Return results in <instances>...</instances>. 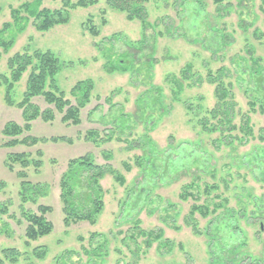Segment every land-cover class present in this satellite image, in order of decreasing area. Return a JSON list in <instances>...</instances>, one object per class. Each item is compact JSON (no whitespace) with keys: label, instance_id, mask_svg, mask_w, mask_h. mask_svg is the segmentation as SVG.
<instances>
[{"label":"rangeland","instance_id":"rangeland-1","mask_svg":"<svg viewBox=\"0 0 264 264\" xmlns=\"http://www.w3.org/2000/svg\"><path fill=\"white\" fill-rule=\"evenodd\" d=\"M25 1L0 0V28ZM42 7L60 8L62 1L43 0ZM147 9L152 26L146 36L153 51L139 53L137 72L106 69L107 55L126 64L119 56L130 48L141 50L144 38L141 21L127 19L106 0L71 10L68 23L48 31L36 30L30 21L2 54L0 75L8 74V59L16 53L51 50L60 59L56 79L67 96L72 99L71 88L89 79L94 97L82 112L81 125H66L57 113L54 122L39 120L30 132L67 140L6 148L3 126L23 120L21 109L5 101L6 86L0 87V257L5 258L4 249L16 248L20 256L15 264H57L63 259L66 264H94L92 250L103 243L105 255L95 264H264V5L261 0H150ZM90 18L99 27L98 36L83 29ZM149 52L156 61L150 68L143 64ZM185 69L190 79L183 78ZM28 73L15 85L16 102L23 98ZM218 83L233 95L232 132L205 131L198 122L218 106ZM112 93L111 111L104 99ZM142 99L148 103L143 109ZM34 101L42 109L49 106L42 97ZM97 104L101 108L92 111ZM119 109L127 113L116 117L125 121L124 128H116L111 140L82 139L89 129L109 135L111 116ZM208 117L210 127L219 125ZM246 117L250 136L242 130ZM145 137L158 150L152 162L145 157H151ZM39 149L44 163L40 171L28 169L33 188L23 189L30 199L23 201L20 179L4 160L10 152L35 154ZM84 154L105 169L110 166L123 181L107 170L100 180L105 206L97 223L66 226L60 180L69 160ZM81 184L89 192L85 178ZM39 204L52 207L46 217L54 230L27 245L24 210L37 212ZM196 206L207 214L192 212ZM140 230L161 232L162 240L171 241V250L160 249L158 241L147 247L148 237ZM38 246L47 251L42 259L34 250ZM5 264L12 263L5 258Z\"/></svg>","mask_w":264,"mask_h":264},{"label":"trees","instance_id":"trees-1","mask_svg":"<svg viewBox=\"0 0 264 264\" xmlns=\"http://www.w3.org/2000/svg\"><path fill=\"white\" fill-rule=\"evenodd\" d=\"M62 7L56 9H50L42 7L43 0H27L23 2L19 7L13 8L11 15L12 20L3 23L0 28V59L4 52H7L13 45L18 33L23 32L30 21H33V26L36 30L40 32L48 31L52 27L60 24H66L70 18L71 10L78 7H89L98 3V0H61ZM224 0H215L217 4H221ZM264 5V0H261ZM150 0H106L109 8L124 12L127 19L134 20L138 19L141 21L143 26L144 38L141 39L143 47L141 50L130 48L129 51L122 53L119 57L121 59H127L128 63L122 64L120 60H112L111 54L107 55L108 61L106 63V69L109 72L115 71H126L133 70L137 72L135 65L141 61H137L139 53L149 48L153 51L150 42L147 39L146 31L150 28L151 23L148 21V9L147 4ZM89 21V22H88ZM87 22L83 23V29L88 31L93 36H98L100 34L99 27L93 23V18L88 19ZM104 22V20H103ZM149 42V44H147ZM111 51V50H110ZM109 51V52H110ZM153 52L146 54L147 60L143 62L149 68L156 61L154 60ZM117 55V54H115ZM142 55V54H141ZM140 60V59H139ZM147 62H149L147 64ZM112 66H109V65ZM61 68V62L59 57L51 50H40L35 49L33 51L26 50L22 53H16L8 59V74L0 75V87L2 85L6 86L5 101L8 105H16L22 110L23 124L16 121H8L2 129V134L6 138L3 146L6 148H15L20 145L27 147L36 146L41 142L46 141H59L67 140L66 137H36L30 132L33 127V121L42 120L46 123L54 122L57 117V113L62 115L61 120L66 125L79 126L82 124V112L83 110L91 104L94 94V85L92 80H82L77 82L70 90L72 99L67 96V92L62 90L58 83L56 76ZM28 73L26 89L23 94L21 101L16 102L14 99V88L15 85L22 79L24 73ZM189 70H183V78L190 79ZM211 83L215 82L216 78L210 75ZM218 81L222 82L223 73L219 70ZM182 88V85H181ZM114 93L105 97V102L110 105L112 111L115 104L112 102V97ZM148 93L144 97H147ZM42 97L44 101L49 105L48 107L42 109L34 100L36 98ZM97 98L100 96L96 95ZM216 97L218 99V106L207 112V115L202 119H198V122L203 127L205 131H230L236 129L235 125H232L234 118V106L233 95L228 88H226L222 83H218L216 87ZM146 99H142L139 103L142 109L148 106L145 103ZM101 108L100 104L93 107L92 111L99 110ZM193 105H188V112H193ZM114 110V109H113ZM90 111L88 113L91 118ZM120 113L111 116L113 126L111 128V133L109 135H100V132L95 129H89L83 138L87 141H109L112 139V134H114L116 128H124L125 121H117L116 117L127 116V113L119 109ZM110 112V111H109ZM192 114V113H191ZM209 116L218 120L216 127H210L211 122H209ZM129 116V115H128ZM242 130L245 136L252 135V128L250 125V118L246 117L243 119ZM123 131V129H122ZM227 135L226 138H230ZM144 143L150 147L151 157L145 156L149 162L153 161L156 156L157 148L153 140L150 137H145ZM68 141H70L68 139ZM138 142V141H137ZM219 143V141H216ZM147 149H145L146 152ZM147 155V154H146ZM43 151L37 150L35 154L28 151L22 152H10L6 155L4 160V165L11 171L15 172L17 177L20 179V186L22 188L23 201H29L27 194H24V190H29L33 188V184L28 180V169L34 167L36 171H40L44 161H43ZM19 165V169L16 167ZM154 166L152 165L151 168ZM114 172L115 178L123 181V176L118 175V173L108 166L100 165L94 161V159L89 154H84L79 157L72 158L68 162V170L62 174L60 180L61 189V201L63 202V211L65 213L64 223L66 226H71L79 221H88L91 224L97 223L98 216L104 209V195L103 189L100 185L101 178L104 177L106 171ZM87 182V187L89 192H84L81 189V183L83 179ZM38 185L39 187L42 185ZM24 189V190H23ZM39 190V189H37ZM189 191H186L185 194ZM35 201V200H33ZM7 209H4V212ZM52 211V207L49 205L39 204L37 212H29L24 210V216L28 222L26 227V244L30 245L31 241H35L38 238L44 237L50 234L54 230L53 223L47 219L46 215L48 212ZM200 211L203 214H207V210L200 206L194 207L192 212ZM141 235L147 236L145 241L147 247H151L153 242L158 241L160 244V249L170 251L171 241L162 240V233H154L153 231H143L138 232ZM131 241L134 242L132 238ZM105 245L103 243L98 244L96 250H92L91 256L93 257L91 262L96 263L95 259L102 257L104 254ZM170 249V250H169ZM37 251V256L39 259L45 257L47 251L45 247L38 246L34 248ZM3 254L7 260L12 264H15L19 260L20 252L16 248H7L3 250ZM70 254V253H69ZM5 258L0 257V264H5ZM58 261L57 264H66V261ZM33 264V263H27Z\"/></svg>","mask_w":264,"mask_h":264},{"label":"crops","instance_id":"crops-1","mask_svg":"<svg viewBox=\"0 0 264 264\" xmlns=\"http://www.w3.org/2000/svg\"><path fill=\"white\" fill-rule=\"evenodd\" d=\"M21 112H22V110H21ZM22 120H23V118H22ZM39 120H40V119L33 121V127H34V124L37 123ZM18 123H20V121H18ZM71 126H72V125H71ZM33 127H32V129H33ZM79 136H80V135H79ZM82 139H84V138L82 137ZM84 140H85V139H84ZM49 141H51V140H49ZM82 141H83V140H82Z\"/></svg>","mask_w":264,"mask_h":264},{"label":"water","instance_id":"water-1","mask_svg":"<svg viewBox=\"0 0 264 264\" xmlns=\"http://www.w3.org/2000/svg\"><path fill=\"white\" fill-rule=\"evenodd\" d=\"M261 228L263 229V225L261 224Z\"/></svg>","mask_w":264,"mask_h":264}]
</instances>
